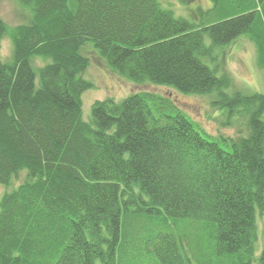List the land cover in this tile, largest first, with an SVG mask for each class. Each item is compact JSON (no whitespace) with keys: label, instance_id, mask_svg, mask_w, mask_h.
<instances>
[{"label":"trees","instance_id":"16d2710c","mask_svg":"<svg viewBox=\"0 0 264 264\" xmlns=\"http://www.w3.org/2000/svg\"><path fill=\"white\" fill-rule=\"evenodd\" d=\"M17 2L31 17L0 59V184L25 179L0 200V264H254L264 94L224 92L228 75L201 59L247 35L264 70V0H210L197 24L157 0ZM86 43L132 82L216 92L247 136L210 135L149 91L97 100L85 122Z\"/></svg>","mask_w":264,"mask_h":264},{"label":"rangeland","instance_id":"374dc122","mask_svg":"<svg viewBox=\"0 0 264 264\" xmlns=\"http://www.w3.org/2000/svg\"><path fill=\"white\" fill-rule=\"evenodd\" d=\"M160 6L173 14L193 24L198 22L197 9L211 8L210 0H157ZM31 17L28 9L21 7L17 0H0V20L3 23L6 35L0 42V59L7 62L11 58L12 44L9 33L18 25L26 23ZM204 44L210 46L211 39L207 33L203 34ZM81 54L88 58L89 64L82 78L92 84V87L81 95L82 119L91 122L92 104L97 100L112 99L119 102L132 94L149 91L168 96L194 123L205 132L213 136L246 137L247 115L235 116L227 119L226 111L216 107V92L210 94L191 95L183 94L177 89L165 85H154L148 81L135 83L121 75L107 64L93 48L91 43H86L80 50ZM213 58H202V62L211 69L216 70V75L225 73L231 81L224 92L232 94L238 92L242 95L254 93L264 94V70L256 65L255 50L247 35L238 36L233 42L223 47L213 48ZM32 69L37 73L45 63L38 57L30 59ZM264 120V112L261 116ZM25 179V173L19 174L9 185L0 184V200L6 192L17 188ZM256 242L254 245V264H264V215L257 210ZM94 264H102L99 259Z\"/></svg>","mask_w":264,"mask_h":264}]
</instances>
